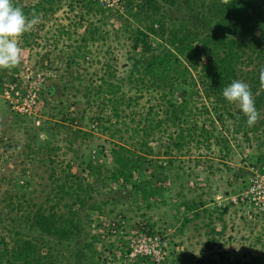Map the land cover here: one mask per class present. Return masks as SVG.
Instances as JSON below:
<instances>
[{"label": "rangeland", "instance_id": "374dc122", "mask_svg": "<svg viewBox=\"0 0 264 264\" xmlns=\"http://www.w3.org/2000/svg\"><path fill=\"white\" fill-rule=\"evenodd\" d=\"M72 2L63 0L55 15H48L29 28L25 32L33 33L29 44L24 34L18 42L21 55L28 57L35 67H41L46 61L52 63L43 89L47 93V89L55 85L57 98L68 100L66 106L78 100L79 103L71 107L78 123L71 124L72 127L64 123L58 114L59 102L52 100L46 107V119L41 120L40 125L22 117L15 119L0 94V237H7V241L9 237L3 233V228L13 220L21 224L34 203L49 206L58 201L57 182L51 177L63 179L69 165L76 167L85 183L92 184L96 192L103 194L100 200L112 201L114 196L120 195L121 182L105 180L116 173L111 151L116 146L138 150L141 135L135 130L140 121L148 116H164L160 113L164 101L157 89L141 83L122 82L131 71V58L138 55L133 48V34L137 28L149 27V23L140 24L132 19L123 1L121 6L113 8L99 4L104 12L99 11V6H92L89 11L78 4H73L72 9ZM23 3L32 2L24 0ZM166 10L163 22L169 26ZM158 28L155 24L154 29ZM153 38L155 51L160 38ZM111 83L120 87L118 98L126 96L117 117L111 103L102 105L110 97L103 99L105 95L97 92L98 87L106 89ZM86 92L91 93L89 104L83 97ZM179 100L177 98L178 104ZM191 102L195 111L188 126L194 135L192 139L187 138L181 150L171 147L174 165L166 173L162 193L165 201L153 199L149 209L142 201L138 205L131 201L128 204L109 203L104 206L103 216L92 213L97 226L93 227V232L104 237L99 251L105 257L111 258L118 244L122 246L125 238L145 228L168 236L166 264H171L176 256L183 257L182 262L176 264H250L254 258L264 260V216L251 217L241 206H232L225 213V209L214 205L218 197L244 189L250 169L258 165L257 158L264 154V125L260 127L264 124V108L259 110L257 122L249 126L239 105L226 100L222 111L225 122L214 125L212 109L218 105L216 101L203 98L201 93ZM204 108L211 112L203 113ZM203 125L212 134L209 141L200 136ZM256 127H259L258 132H254ZM34 134L39 143L31 142L30 136ZM178 134V128L171 126L156 132L149 143L156 152L155 159L161 160L157 153L163 145L173 146L175 141L169 135L178 141ZM29 145L38 153L28 155ZM90 160L102 167V177L87 169ZM150 174L151 170L147 175ZM110 191L115 194L105 196ZM96 192L91 196L95 197ZM125 194L128 196L126 190ZM48 198L50 203H46ZM183 202L197 205L198 216L195 217V212H186L181 207ZM121 218L125 220L122 234L109 235L108 222H118ZM113 264L121 262L116 260Z\"/></svg>", "mask_w": 264, "mask_h": 264}, {"label": "trees", "instance_id": "16d2710c", "mask_svg": "<svg viewBox=\"0 0 264 264\" xmlns=\"http://www.w3.org/2000/svg\"><path fill=\"white\" fill-rule=\"evenodd\" d=\"M28 1L32 3L24 4V0H12V3L21 7L29 19L36 15L39 20H45L48 15H55L63 4V0ZM72 1V9L73 4L82 5L89 11L92 6H99L95 0ZM121 1L132 19L140 24L149 23V27L137 28L133 34V48L138 55L131 58V71L122 82L141 83L145 87L157 89L164 101L160 112L164 116H148L140 121V126L135 130L136 134L141 135L138 150L116 146L111 151L116 173H112L105 180L121 182L123 189L112 201L100 200L103 194L96 192L92 184L85 183V178L79 175L75 166H68V173L63 179L51 177L53 182H57L55 189L60 195L58 201L49 206L34 203L21 224L13 220V223L3 228L2 231L9 237V241L6 240L7 237H0V264H113L116 260L120 261V254L128 251L127 242L124 239L122 251L119 250L121 248L118 244L111 258L105 257L104 253L99 251L104 237L103 234L93 232V227L97 226L92 213L103 216L104 206L109 203L117 205L131 201L138 205L142 201L149 209L153 199L165 201L162 193L165 189L166 173L174 165L171 147L181 150L187 144V138L192 139L191 135H194L192 128L188 126V121L195 111L191 101L202 93L203 98L209 101L213 99L216 105H222L212 109L215 115L212 123L223 125L225 114L222 111L227 103L222 94L223 89L233 80H240L252 89L258 111L261 107L264 108V85L259 79L260 71L264 69V0ZM98 8L101 12L105 11L100 6ZM165 9H168L165 14L170 19L169 26L163 22L166 19L163 13ZM155 24L159 25L158 30L154 29ZM24 36L26 44H29L33 33H24ZM153 37L160 38L155 51L153 44L156 41ZM18 73L17 66L0 68V94L4 83L14 80ZM119 90V86L111 83L106 89L103 86L98 87L97 91L105 95L103 99L110 97L108 101L104 100L102 105L111 103L116 117L126 97L124 95L118 98ZM41 96L45 107H48L51 100L59 102L61 109L58 114L64 123L68 122L70 127L73 126L71 124L78 123L76 113L71 110L73 105L79 103L78 100L66 106L68 100L57 98L55 85L50 86L47 93L42 89ZM90 96V92L83 96L88 104ZM177 98L180 99L179 104L176 102ZM204 109L203 113L211 112L208 108ZM12 115L15 119L19 117L14 113ZM229 117L235 119L232 114H229ZM262 125L264 124L261 123L260 127ZM167 126L178 128L179 139L176 141L169 135L175 142L173 146L162 144L164 149L160 148L157 153L161 158L159 161L154 158L156 152L149 143L157 131ZM258 129L259 127H256L254 132H258ZM201 131L200 136L209 141L212 134L206 130V125L201 127ZM30 140L32 143H39L37 134L30 136ZM31 147L28 146V155L38 153ZM41 151L43 153V150ZM257 164L253 167L264 168V154L257 158ZM101 168L96 166L93 160L87 164L91 174L96 173L100 177ZM150 170L151 174L147 175ZM94 192L96 196L92 197ZM114 194L115 191H110L105 196ZM23 196L25 198V195ZM10 199L13 201L14 198L11 196ZM46 203H50V198ZM181 205L186 212H195V217L198 216L197 205L189 202H183ZM201 205L204 206L203 203ZM227 211L226 208L225 213ZM124 221L123 218L118 222L110 220L109 235H112L113 231H121ZM148 234L154 233L149 230ZM166 259L167 255L162 264H166ZM182 259L183 257L176 256L171 264L180 263ZM263 261L262 258H254L250 264H263ZM133 264L156 263L150 259H139Z\"/></svg>", "mask_w": 264, "mask_h": 264}, {"label": "built area", "instance_id": "2783aa9c", "mask_svg": "<svg viewBox=\"0 0 264 264\" xmlns=\"http://www.w3.org/2000/svg\"><path fill=\"white\" fill-rule=\"evenodd\" d=\"M95 1L105 8L122 4L121 0ZM19 65L18 75L14 80L4 83L1 96L12 113L40 125L41 120L46 119V107L41 90L50 77L52 63L46 61L41 67H35L28 57L21 55ZM214 205L219 209L241 206L251 217L256 218L261 214L264 216V168L252 167L244 189L238 194L218 197ZM142 232V235L139 232L125 238L128 251L120 254L121 264H133L139 259H150L156 264L164 263L170 245L168 236L160 232L148 234L149 231L145 228H142ZM113 234L118 235L122 232L113 231ZM120 248L122 251L124 245L122 244Z\"/></svg>", "mask_w": 264, "mask_h": 264}, {"label": "clouds", "instance_id": "9594fccd", "mask_svg": "<svg viewBox=\"0 0 264 264\" xmlns=\"http://www.w3.org/2000/svg\"><path fill=\"white\" fill-rule=\"evenodd\" d=\"M38 22V16L33 15L29 19L21 7L14 6L12 0H0V68H12L20 64L22 49L18 38ZM259 79L264 85V69L260 71ZM222 94L229 103L239 105L240 113L247 116L249 126L257 122L259 111L247 83L233 80L224 87Z\"/></svg>", "mask_w": 264, "mask_h": 264}, {"label": "bare ground", "instance_id": "6f19581e", "mask_svg": "<svg viewBox=\"0 0 264 264\" xmlns=\"http://www.w3.org/2000/svg\"><path fill=\"white\" fill-rule=\"evenodd\" d=\"M241 191H242V190H241ZM241 191H240V192H241ZM240 192H238V193H240ZM238 193H236V194H238Z\"/></svg>", "mask_w": 264, "mask_h": 264}]
</instances>
